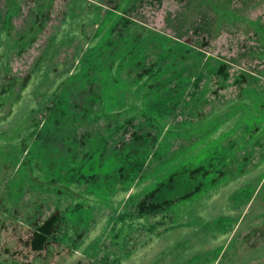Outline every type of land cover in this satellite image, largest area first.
<instances>
[{"label":"rangeland","instance_id":"1","mask_svg":"<svg viewBox=\"0 0 264 264\" xmlns=\"http://www.w3.org/2000/svg\"><path fill=\"white\" fill-rule=\"evenodd\" d=\"M0 264H264V0H0Z\"/></svg>","mask_w":264,"mask_h":264},{"label":"trees","instance_id":"2","mask_svg":"<svg viewBox=\"0 0 264 264\" xmlns=\"http://www.w3.org/2000/svg\"><path fill=\"white\" fill-rule=\"evenodd\" d=\"M46 223L47 220H45V222H43V224L38 227L39 232H32L31 237L29 239V245L31 246V248L35 249L41 245V242L43 240V236L41 233L45 232L44 230L46 228Z\"/></svg>","mask_w":264,"mask_h":264}]
</instances>
